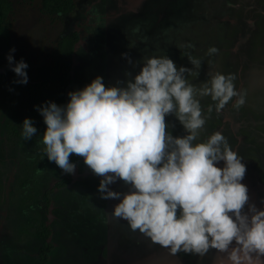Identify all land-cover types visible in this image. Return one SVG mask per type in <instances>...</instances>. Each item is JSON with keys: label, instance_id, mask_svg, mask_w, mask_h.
Returning <instances> with one entry per match:
<instances>
[{"label": "rangeland", "instance_id": "1", "mask_svg": "<svg viewBox=\"0 0 264 264\" xmlns=\"http://www.w3.org/2000/svg\"><path fill=\"white\" fill-rule=\"evenodd\" d=\"M11 2L7 37L0 39V264H39L38 250L45 238L28 228L51 222L44 192L65 175L73 176L71 183L51 194L56 220L50 223L55 237L47 264H221L224 254L215 249L204 256L182 251L172 255L132 231L127 221L112 215L120 201L101 198L102 177L83 159L73 174L54 162L38 164L35 158L44 145L37 107L44 104L43 96L25 113L22 102L37 80L39 66L51 61L59 37L74 29L80 40L65 105L69 92L83 89L97 76L106 87L123 86L120 82L139 73L143 57L166 55L178 69L193 68L188 56L196 57L202 62L199 75L189 76V82L198 87L209 72L234 74L235 89L245 98L242 106L234 107L238 97H233L217 112L210 97H197L206 123L196 142L215 132L223 134L246 166L241 182L248 187L249 202L264 209V0H76L74 11L63 19L44 13L40 0ZM210 47L218 53L209 56ZM20 60L28 65L27 84L15 83L20 77L11 70ZM25 118L37 129L31 140L22 136ZM165 119L174 137L187 134L174 115ZM109 187L128 190L123 181Z\"/></svg>", "mask_w": 264, "mask_h": 264}, {"label": "clouds", "instance_id": "2", "mask_svg": "<svg viewBox=\"0 0 264 264\" xmlns=\"http://www.w3.org/2000/svg\"><path fill=\"white\" fill-rule=\"evenodd\" d=\"M216 53V47L207 52ZM8 60L11 65L13 56ZM142 60L139 73L120 82L123 86L106 87L97 76L69 92L66 105L49 101L37 107L47 126L42 143L48 160L73 174L70 156L82 157L102 177L101 198L120 201L112 215L172 255L204 256L215 249L224 254L221 264H264V209L249 202L248 187L241 182L246 173L242 158L220 132L196 142L206 123L197 97H210L217 112L233 97H238L234 107L245 103L235 89V75L209 72L197 87L188 79L199 75L202 62L196 57L188 56L193 68L179 69L166 55ZM27 67L23 60L15 63L11 70L20 77L15 83L27 84ZM168 115L176 117L186 135L168 131ZM22 129L25 140L37 134L29 118ZM221 161L224 166L218 167ZM117 181L128 190H111Z\"/></svg>", "mask_w": 264, "mask_h": 264}, {"label": "trees", "instance_id": "3", "mask_svg": "<svg viewBox=\"0 0 264 264\" xmlns=\"http://www.w3.org/2000/svg\"><path fill=\"white\" fill-rule=\"evenodd\" d=\"M76 6V0H40L41 10L48 14L51 18H62L63 14H70L74 11ZM12 11L11 0H0V39L7 37V25L8 17ZM80 39V33L77 29L67 32L59 37L56 46L51 53V61L44 62L38 68L37 80L31 83L27 88V95L24 98L22 105V112L32 109V103L39 96H43V103L55 102L57 105L64 106L66 103L67 89L73 81L72 65L73 54L75 51L76 42ZM1 64V57H0ZM39 131L44 134L46 131V124L43 117L37 121ZM1 129H3L1 127ZM38 156L35 158L38 164L41 162L52 163L48 160L43 149L39 151ZM78 157L75 154L70 156V162L75 163V158ZM58 169H60L57 166ZM2 177H6L8 174L1 173ZM71 181V175L63 177L56 181L55 186L61 187ZM53 188H49L44 192L46 199L50 200L51 191ZM36 205V202H33ZM30 231L38 235L43 236V245L39 248L40 260L39 264H46L50 252L52 250V242L47 240L51 233L50 227L47 223L42 222L41 227L31 226L28 228ZM37 237V236H36Z\"/></svg>", "mask_w": 264, "mask_h": 264}, {"label": "flooded vegetation", "instance_id": "4", "mask_svg": "<svg viewBox=\"0 0 264 264\" xmlns=\"http://www.w3.org/2000/svg\"><path fill=\"white\" fill-rule=\"evenodd\" d=\"M178 1V0H177ZM175 7V6H174ZM170 9H173V7L172 6H170ZM175 10V9H174ZM138 37H136V39H137ZM80 40V39H79ZM143 44H145V46H149L150 44H147L146 43V41H144V42H142ZM144 46V47H145ZM147 48H145V50H146ZM151 49V48H150ZM149 49V50H150ZM146 51H148V50H146ZM81 159H83L82 157H76L75 158V166L77 165V163H78V161L79 160H81ZM67 176H69V175H65V176H63V177H67ZM62 177V178H63ZM59 179H61V178H59ZM58 179V180H59ZM73 180V176L71 175V181ZM57 181V180H56ZM56 181H55V183H56ZM71 181L70 182H68L67 184H65V185H63V186H61V187H57V186H55V183H54V185L51 187V188H53L52 189V191H51V194H53V192H54V188H63V187H66L67 185H69L70 183H71ZM54 197H51V195H50V200L48 201V198H47V200H46V208L48 209V212H51V214L50 215H47V217L48 218H50L51 219V222H52V224L54 223V221L56 220V204H55V202H54ZM58 209H59V206H58ZM53 214V215H52ZM52 216H54L53 218H51ZM50 222V223H51ZM50 223H47V225L50 227V229H51V233H50V235L48 236V238L49 237H51L50 239H47V240H52L53 241V239H54V229L52 228V224H50ZM51 241V242H52ZM54 243L52 242V245H53ZM41 245H43V242L40 244V246ZM40 246H39V248H40ZM38 255H39V260H40V253H39V250H38ZM48 261H49V259H48ZM48 261H47V263H48ZM46 263V264H47Z\"/></svg>", "mask_w": 264, "mask_h": 264}, {"label": "bare ground", "instance_id": "5", "mask_svg": "<svg viewBox=\"0 0 264 264\" xmlns=\"http://www.w3.org/2000/svg\"><path fill=\"white\" fill-rule=\"evenodd\" d=\"M258 24H259V22H258ZM258 24H257V26H258ZM259 30V29H258Z\"/></svg>", "mask_w": 264, "mask_h": 264}, {"label": "water", "instance_id": "6", "mask_svg": "<svg viewBox=\"0 0 264 264\" xmlns=\"http://www.w3.org/2000/svg\"><path fill=\"white\" fill-rule=\"evenodd\" d=\"M79 42V41H78ZM76 44H77V42H76Z\"/></svg>", "mask_w": 264, "mask_h": 264}]
</instances>
